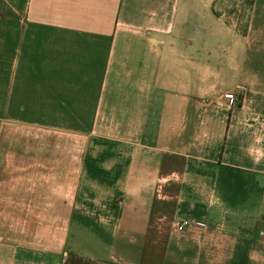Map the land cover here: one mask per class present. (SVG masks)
<instances>
[{
	"label": "crops",
	"instance_id": "0c3cea01",
	"mask_svg": "<svg viewBox=\"0 0 264 264\" xmlns=\"http://www.w3.org/2000/svg\"><path fill=\"white\" fill-rule=\"evenodd\" d=\"M0 116L85 146L66 243L4 264H264V0H0Z\"/></svg>",
	"mask_w": 264,
	"mask_h": 264
},
{
	"label": "rangeland",
	"instance_id": "374dc122",
	"mask_svg": "<svg viewBox=\"0 0 264 264\" xmlns=\"http://www.w3.org/2000/svg\"><path fill=\"white\" fill-rule=\"evenodd\" d=\"M84 150L83 139L75 133L48 131L0 116V264L5 260L6 226L13 234L29 227V245L45 252L66 243L67 221L58 215L67 217L64 206L84 189L80 173ZM53 155L61 156L59 169L54 168ZM34 261L29 259L28 264Z\"/></svg>",
	"mask_w": 264,
	"mask_h": 264
},
{
	"label": "built area",
	"instance_id": "2783aa9c",
	"mask_svg": "<svg viewBox=\"0 0 264 264\" xmlns=\"http://www.w3.org/2000/svg\"><path fill=\"white\" fill-rule=\"evenodd\" d=\"M190 226V223L187 219H182L180 222H177L175 227L178 231L186 230Z\"/></svg>",
	"mask_w": 264,
	"mask_h": 264
}]
</instances>
